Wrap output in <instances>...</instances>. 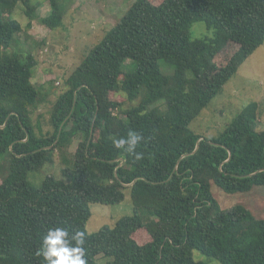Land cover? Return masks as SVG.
I'll return each mask as SVG.
<instances>
[{
  "label": "trees",
  "instance_id": "16d2710c",
  "mask_svg": "<svg viewBox=\"0 0 264 264\" xmlns=\"http://www.w3.org/2000/svg\"><path fill=\"white\" fill-rule=\"evenodd\" d=\"M19 5L26 28L14 18ZM40 7L0 0V264H46L40 250L54 228L70 240L84 233L87 264H205L194 251L223 264H264V218L243 205L223 209L212 191L264 187L262 104L246 105L217 138L190 128L264 45V0H136L66 80L47 134L31 113L47 101L32 82L38 60L12 50L34 21L52 31L64 25L61 0H51L48 16ZM200 22L209 35L193 38ZM130 132L142 137L135 151L116 148ZM78 139L74 167L63 171L71 182L49 176L33 186L30 173ZM127 190L134 215L89 233L91 204H121Z\"/></svg>",
  "mask_w": 264,
  "mask_h": 264
},
{
  "label": "rangeland",
  "instance_id": "374dc122",
  "mask_svg": "<svg viewBox=\"0 0 264 264\" xmlns=\"http://www.w3.org/2000/svg\"><path fill=\"white\" fill-rule=\"evenodd\" d=\"M68 7L63 20L64 25L57 30H50L38 21L33 22L29 31H23L16 37L12 50L31 51L38 60L35 68L33 84L40 95L47 99L46 103L31 108L37 132L42 128L43 133L51 132L52 107L65 91V82L81 65L87 54L96 47L109 30L121 20L136 0H61ZM41 3L38 14L48 16L51 12V0H34ZM19 5L14 12V18L25 28L29 23ZM193 38H203L209 35L204 23H195L191 29ZM43 41L45 43H43ZM11 50V51H12ZM231 51L234 49L231 48ZM160 69L165 75H173L175 69L165 61H160ZM114 100L124 102L128 108L131 104L125 94L114 93ZM262 104L261 122L264 127V45L249 57L241 66L239 72L224 86L223 91L216 96L209 106L190 125L191 130L203 138L219 137L226 126L250 102ZM79 139L71 146L59 149L54 153L52 163L46 164L41 170L31 172L29 181L37 188L42 187L47 177H54L65 183L71 180L63 175L65 169H73L75 152ZM7 158L3 159L5 163ZM0 183L7 175V171L0 170ZM213 193L221 207L225 210L236 205H243L258 218H264V187H255L247 193L230 194L217 186H213ZM92 217L87 223V231L96 233L104 227H114L117 222L134 215L130 191H126L125 200L121 204H91ZM145 240L144 234L137 238ZM197 262L205 264H223L220 261L194 251ZM108 258L99 257L97 262L104 264Z\"/></svg>",
  "mask_w": 264,
  "mask_h": 264
},
{
  "label": "clouds",
  "instance_id": "9594fccd",
  "mask_svg": "<svg viewBox=\"0 0 264 264\" xmlns=\"http://www.w3.org/2000/svg\"><path fill=\"white\" fill-rule=\"evenodd\" d=\"M142 137L130 132L128 137L114 140V146L118 149L124 148L128 153H133ZM136 154V159H140ZM72 241H75L73 246ZM84 233L76 232L69 239V233L64 228L50 229L43 239L40 254L46 264H87L85 259Z\"/></svg>",
  "mask_w": 264,
  "mask_h": 264
}]
</instances>
